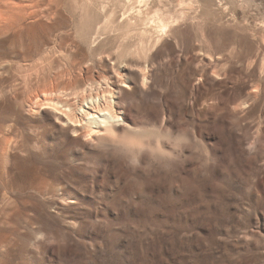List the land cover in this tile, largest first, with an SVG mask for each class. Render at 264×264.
I'll return each instance as SVG.
<instances>
[{
    "label": "rangeland",
    "instance_id": "obj_1",
    "mask_svg": "<svg viewBox=\"0 0 264 264\" xmlns=\"http://www.w3.org/2000/svg\"><path fill=\"white\" fill-rule=\"evenodd\" d=\"M108 1L0 0V264H264V0Z\"/></svg>",
    "mask_w": 264,
    "mask_h": 264
},
{
    "label": "bare ground",
    "instance_id": "obj_2",
    "mask_svg": "<svg viewBox=\"0 0 264 264\" xmlns=\"http://www.w3.org/2000/svg\"><path fill=\"white\" fill-rule=\"evenodd\" d=\"M88 2L95 10L104 3H110L108 0H83ZM112 6H123V11L128 14L134 12V2L132 0H110ZM144 1V0H141ZM101 12V11H100ZM111 15V14H110ZM138 70V69H137ZM144 70V69H143ZM141 71V70H140ZM142 72V83L146 80L145 74ZM146 73V72H145ZM58 97L48 98L47 105L51 106L58 112V119H62L74 133L87 130L90 134H97L100 131H111L115 124L119 121L118 110L112 106L106 96L99 94H90L81 101L80 105L74 109H63L62 102ZM113 102V101H112Z\"/></svg>",
    "mask_w": 264,
    "mask_h": 264
}]
</instances>
